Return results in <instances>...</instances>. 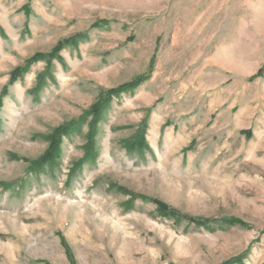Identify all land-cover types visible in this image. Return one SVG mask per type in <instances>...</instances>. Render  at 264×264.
Returning a JSON list of instances; mask_svg holds the SVG:
<instances>
[{
	"label": "rangeland",
	"instance_id": "obj_1",
	"mask_svg": "<svg viewBox=\"0 0 264 264\" xmlns=\"http://www.w3.org/2000/svg\"><path fill=\"white\" fill-rule=\"evenodd\" d=\"M0 264H264V0H0Z\"/></svg>",
	"mask_w": 264,
	"mask_h": 264
},
{
	"label": "trees",
	"instance_id": "obj_2",
	"mask_svg": "<svg viewBox=\"0 0 264 264\" xmlns=\"http://www.w3.org/2000/svg\"><path fill=\"white\" fill-rule=\"evenodd\" d=\"M143 81H144V79H140V80L135 81L134 83L128 84L123 88V90H133V89L137 88L138 86H140ZM118 92L119 91H116V90L112 91L109 94H107L103 99L100 100L98 105L93 110V114L95 117H97L100 114L101 110L108 105V103L111 101L113 96L117 95ZM59 140L60 139L54 138L53 143H52L51 148H50L51 153L57 152L58 146H59ZM158 211L163 216H168V215L175 216V214H176L174 211L169 210L165 206H162V205L159 206Z\"/></svg>",
	"mask_w": 264,
	"mask_h": 264
}]
</instances>
